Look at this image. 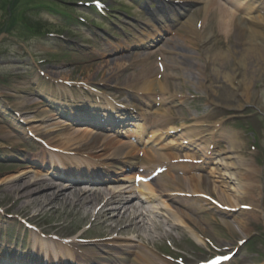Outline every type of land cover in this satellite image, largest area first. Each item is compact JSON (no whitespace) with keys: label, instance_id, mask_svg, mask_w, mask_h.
Instances as JSON below:
<instances>
[{"label":"bare ground","instance_id":"1","mask_svg":"<svg viewBox=\"0 0 264 264\" xmlns=\"http://www.w3.org/2000/svg\"><path fill=\"white\" fill-rule=\"evenodd\" d=\"M197 2L198 6H204V10L206 15L211 16V11L208 8V0H194ZM215 1L216 0H212ZM240 5L237 3V11L231 12L226 9V7H221V10L226 14L225 18L231 24L236 25L243 31L241 35V39L243 41V45L246 49H248L250 45V37L254 40V51H249L250 58L254 61H257L263 55L264 50V32L259 25L258 16L254 15L251 11H260L256 8L259 7V4L256 3L252 5V2H247L246 0H239ZM239 11H245L241 14ZM222 24V21L219 20ZM189 22H187L188 24ZM208 35V34H207ZM238 75H234L233 81L238 83L239 87L244 86V82L237 79ZM24 102L18 104L17 106H24L25 103H28V100H24ZM44 122L49 121L48 119H44ZM72 139V138H71ZM63 146L70 147L69 144H63ZM66 160V158L64 159ZM39 175H33L29 171L18 172L16 175H8L0 179V182H3L7 188H9V192L12 194L15 193L16 202L20 201L23 208L34 207L35 205L41 209L38 210H46L47 207L51 208L55 203L61 204L64 208H77L82 202L87 203V200H93L97 198L96 195L104 196L105 193L101 191H95L93 194L95 196L90 199L82 198V196L73 195V194H65V190H59V186L53 183L51 180L45 179V181H41L38 178ZM20 182V183H18ZM18 183V184H17ZM63 189V186H62ZM8 190V189H7ZM139 192H142L140 190ZM84 199V200H83ZM37 209V208H36Z\"/></svg>","mask_w":264,"mask_h":264},{"label":"rangeland","instance_id":"2","mask_svg":"<svg viewBox=\"0 0 264 264\" xmlns=\"http://www.w3.org/2000/svg\"><path fill=\"white\" fill-rule=\"evenodd\" d=\"M1 38H3V37H1ZM14 40V38H11V39H9V42H12ZM8 42V43H9ZM8 43H6V46H4V47H7L8 45ZM3 47V48H4ZM3 48L0 50V52H3ZM58 63H60V62H57L55 59H51V62H49L48 64H49V66H48V68L47 69H50V70H52V71H54V70H56V69H64L65 71H66V73H74L75 72V76L76 77H74L73 79H75V78H77V77H79L78 76V74L79 73H81V72H83L84 74H86L87 72H90V73H92V74H97V72H96V70L99 68V66H100V64H98V65H93V66H88L85 70L87 71H83V65H80V64H78L77 65V68H74V66L76 65V64H72V63H68V62H64V63H62L61 65H63L64 67H66V68H64V67H61V68H58L57 66H58ZM225 65H228V63H221L220 61H217V66L218 67H221V66H225ZM71 68H73V69H71ZM75 69V70H74ZM82 76V75H81ZM93 76V75H92ZM20 83H23V81H19ZM15 84L17 85L18 84V82H15ZM254 96H255V94H254ZM12 101H17V99H11ZM19 171H23L22 169H18V168H15V167H11V166H8V165H2V164H0V179H2V178H4V177H7L8 176V174H12V173H15V172H19ZM18 183H20V182H18ZM17 183V184H18ZM8 189V190H7ZM14 198H15V193H11V192H9V188H7L5 185H3V182L1 181L0 182V206L1 207H3V208H11L13 205H14V208H12V210L11 211H9V212H13L14 213V210L15 209H17L16 211H15V213H17V214H21V212H27V214H30V212L31 211H37L38 209H41V208H39V207H37L36 205H35V208L32 206V207H29L28 209L29 210H25L26 208H23L22 206L20 207V205H22L21 204V202L20 201H18L17 202V204L15 205L14 203H15V201L16 200H14ZM19 205V206H18ZM21 210V211H19V209ZM31 208H32V210H31ZM37 208V209H36ZM47 209H48V207H47ZM51 209L53 210V214L54 215H52L51 214V211L49 212L52 216H56L58 219H62V218H64V217H66V213L67 212H71L72 210L71 209H69V208H63L62 207V205L61 204H57V203H55L54 205H52L51 206ZM50 209V210H51ZM43 213H45V212H43ZM43 213H41L42 215H44ZM69 215V214H68ZM45 216V215H44ZM43 217V216H42ZM49 217H51L50 215H46L45 217H43L44 219L46 218V219H51V218H49ZM60 221V220H59ZM212 226H213V228H211L210 226H205V227H203V228H205V229H207V230H209V231H211V232H213V233H219L221 230H222V227L221 226H218V225H213L212 224ZM260 251H262V252H264V243L261 245V249H260ZM264 264V263H263Z\"/></svg>","mask_w":264,"mask_h":264}]
</instances>
